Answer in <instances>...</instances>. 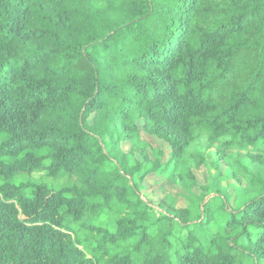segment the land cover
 Here are the masks:
<instances>
[{
  "label": "trees",
  "instance_id": "16d2710c",
  "mask_svg": "<svg viewBox=\"0 0 264 264\" xmlns=\"http://www.w3.org/2000/svg\"><path fill=\"white\" fill-rule=\"evenodd\" d=\"M0 264H264V0H0Z\"/></svg>",
  "mask_w": 264,
  "mask_h": 264
},
{
  "label": "rangeland",
  "instance_id": "374dc122",
  "mask_svg": "<svg viewBox=\"0 0 264 264\" xmlns=\"http://www.w3.org/2000/svg\"><path fill=\"white\" fill-rule=\"evenodd\" d=\"M142 139L145 140L146 142H148L149 144H151L153 147L157 146L158 142L155 141L153 138L145 135V134H142ZM125 149H128L127 148V145L124 146ZM219 149H222L221 147H218ZM227 152V157L228 158H231L233 156V154L235 153V151H226ZM244 152H241L240 156L242 157L244 154ZM197 179L199 180V182L201 184H204L208 181V175L206 174V170L204 168H202L201 170L197 171ZM35 177H39V175H36ZM148 181V180H147ZM155 183H157L158 185H162L161 181L160 182H156L154 181ZM237 182L233 179H229V177H226L225 179L222 180V185L224 186V190L225 192L229 193L232 198H236L237 197V202L238 203H241L243 201V195H242V190L236 185ZM145 186V190L146 192L148 193H151V198L156 200L159 198V191H158V188L155 187V185L152 183V182H148L146 183ZM173 191V194H177L178 192H180L179 189L175 188ZM184 195L183 194V197L182 196H178V205L179 206H185L186 205V199L184 198ZM213 195H211L210 197H212ZM209 199V197H207L205 199V201H207ZM232 207V205H231Z\"/></svg>",
  "mask_w": 264,
  "mask_h": 264
},
{
  "label": "water",
  "instance_id": "95a60500",
  "mask_svg": "<svg viewBox=\"0 0 264 264\" xmlns=\"http://www.w3.org/2000/svg\"><path fill=\"white\" fill-rule=\"evenodd\" d=\"M205 202H206V201H205ZM205 202L202 203V206L204 205Z\"/></svg>",
  "mask_w": 264,
  "mask_h": 264
}]
</instances>
